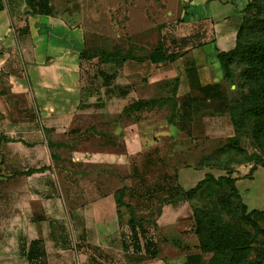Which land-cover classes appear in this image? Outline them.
Listing matches in <instances>:
<instances>
[{
  "label": "rangeland",
  "instance_id": "obj_1",
  "mask_svg": "<svg viewBox=\"0 0 264 264\" xmlns=\"http://www.w3.org/2000/svg\"><path fill=\"white\" fill-rule=\"evenodd\" d=\"M34 1L33 4L36 5ZM42 1L41 10H50L55 16L63 17L85 30V56L114 50L116 45L121 47L123 54L131 51L135 56L146 55L163 42L164 27L175 20H184L186 11L193 10L192 2H196ZM240 1L243 6L247 5L245 18L248 19L243 32L245 39L264 38V0ZM38 9L40 8L34 10ZM230 10L231 5H227L226 11ZM230 51L220 52L223 54L219 64L223 67L224 75L230 70ZM212 52L209 54L210 60L212 55L217 54V51ZM234 66L236 73L233 75V83H238L235 95L240 96L243 90L249 89L243 76L246 65ZM93 72L95 70H92L90 77L94 76ZM178 81V77H159L153 83L140 80V86L150 99L139 114L140 123L133 127L136 130L132 132L137 136L135 141L142 145V149H146L147 142L159 146L167 145L166 141L160 144L161 134L157 139L148 140L157 134L156 130L167 131L168 135L170 126L167 125L176 128L174 134L181 139H199L184 140L186 143L170 139L173 144L167 147L173 146L174 157L173 160L170 157L167 165L163 160L168 157H159L153 151L147 150L131 153L130 171L128 164L123 162L120 151L114 153L112 163L110 160L109 164L105 160L100 161L94 147L106 142L114 143L113 139H119L122 133L93 125L97 127L96 131H105L112 137L102 135V141H94L101 134L90 130L91 133L80 134L81 138L77 141L73 137L66 138L64 132L55 133V129L46 125L43 114L35 106L27 115H20L11 122H0V136L7 134V139H11H3L0 145L3 157L0 163V264H38L41 259L35 260L36 239L41 240V254L47 264H50L49 255L54 263L57 262V256H63V251L58 250V244L65 251L72 248L71 252H77L76 264H80L78 251H82L81 264H142L149 259H143L144 253L125 248V243H131L132 231L130 209L117 203L118 189L122 187L127 190L125 200L130 201L135 206L136 215L143 218L139 221L149 227L154 237L161 231V257L156 261L151 258L153 261H148L147 264H183L188 262V257L189 264H208L207 257L199 254L198 258L194 252L199 244L194 210L198 207H210L211 203L201 191L192 196L186 192L202 179L204 164L200 160L207 159L206 163L211 164L206 165L207 170L216 175L232 169L230 172L234 171V175L239 178L237 185L249 210L264 209V166L259 165L258 170L251 175L249 172L253 162H245L253 154L264 157V146L258 144L252 136V122L242 125L235 112V104L232 103L231 115L235 126L233 136H240L238 144L230 143L224 138L204 136L203 129L196 126L193 119L196 113L194 105H201L202 102L195 101L194 98L189 101L191 106L184 108L185 96L188 94L177 95ZM115 88L111 95L106 93L99 99V106H106V101L114 94L117 95ZM171 92L172 97L169 98ZM118 115L97 113V119H114ZM240 129L243 130L242 135H237ZM49 140L55 143L50 144ZM80 144L83 146L81 149ZM171 163H176L177 173H173L172 185H169L165 184L164 176L168 172L166 166ZM33 166L46 167L31 175L13 174L16 170H26ZM226 190L221 192L229 193V187ZM173 198L177 201L171 202ZM168 214L172 215L167 217ZM224 217L254 233L250 225L232 218L226 211ZM260 223L264 226V217L260 219ZM177 233L178 242L185 249L172 243H175L173 238ZM262 257L264 240L262 236H258L249 258L242 264H258ZM64 259L65 264H74V259L69 255Z\"/></svg>",
  "mask_w": 264,
  "mask_h": 264
},
{
  "label": "crops",
  "instance_id": "obj_2",
  "mask_svg": "<svg viewBox=\"0 0 264 264\" xmlns=\"http://www.w3.org/2000/svg\"><path fill=\"white\" fill-rule=\"evenodd\" d=\"M34 2L36 5L33 4V0H0V122H11L20 115H27L35 106L40 110V114H43L46 125L54 128L55 133L64 132L66 138L73 137L76 141L81 138L80 134L91 133L92 131L88 132L86 129L93 125L116 133L119 131L122 136L113 139L114 143L98 144L93 150L97 152L99 160H105L107 164L109 160L112 163L114 153L120 151L123 162L128 164L130 171L129 160L132 152L155 150L159 151L161 156L169 155L173 160V146L167 147L173 144V140L170 139L185 143L187 141L184 140L188 139L199 140L196 137L181 139L179 135L174 134L176 128L167 125L170 126L169 136L166 135L167 131L156 130L157 134L148 138L149 141L154 140L161 134L160 144L166 141L167 145L159 146L147 142L146 149H142V145L135 141L137 136L132 133L136 130L133 127L140 123L139 114L150 99L140 86V80L153 83L159 77H178L177 95L188 94L185 98L191 96L195 101L202 102L201 105L197 103L194 105L196 113L193 119L194 124L203 129L204 136L228 139L235 135L231 105L240 97L235 95L238 83H233L235 71L230 60L228 61L230 70L226 75L222 65L220 67L219 60L223 54V52L220 54L221 50H231V54L241 45L240 29L246 19L247 5L243 6L240 0L192 2L193 10L186 11V25L178 34L179 38H185L186 41L180 44V54L174 60L153 62L147 58L128 59L123 63L113 61L101 63L102 69L110 74H116L115 84L128 90L124 95L117 91V95L114 94L106 101L107 107L98 104L99 99L106 95L104 85L88 97L87 103L92 105H82V87L90 81L89 73L98 67L97 57L86 59L83 54L86 49L85 30L63 17L55 16L54 12L37 13L34 9L41 8L43 1ZM227 5H231L230 12L226 11ZM24 27L28 28L26 33L17 29L22 30ZM212 51H217V54L212 55L210 60L209 54L213 53ZM192 76L195 81L192 80ZM98 82L103 83L101 76ZM198 82L200 86L197 85ZM171 97L172 92L169 94V98ZM119 106L120 109L117 108ZM97 113L119 115L114 119L98 120ZM242 131L240 129L237 135H242ZM103 137L96 136L94 141H102ZM82 147L80 144L79 148ZM175 165L176 163L174 165L171 163L165 169L170 174L177 173ZM207 169L208 167L204 165L202 178L210 171ZM173 201L177 199L173 198L171 202ZM171 215L168 214L167 217ZM160 233L161 231L157 232L155 237L159 249ZM196 237L199 242L197 235ZM173 240L175 241L173 244L185 249V246L178 242V233ZM61 248L62 246L58 244V250L63 251V256H57V262L54 263L49 255V263L65 264L64 258L69 255L76 264L77 252H71L72 248L66 249L70 251ZM196 249L195 252L201 250L199 244ZM47 251L49 252L48 249ZM159 251L154 261L161 257V249ZM81 255L82 251H78L80 264ZM152 259L149 258L142 264H147Z\"/></svg>",
  "mask_w": 264,
  "mask_h": 264
},
{
  "label": "trees",
  "instance_id": "obj_3",
  "mask_svg": "<svg viewBox=\"0 0 264 264\" xmlns=\"http://www.w3.org/2000/svg\"><path fill=\"white\" fill-rule=\"evenodd\" d=\"M222 1L228 2L230 0ZM36 12L51 13L50 10L43 11L41 8L36 10ZM247 19L248 18L245 19L240 29L241 45L229 56L230 64L232 65L233 70H236L234 66L235 64L246 65V67L243 68V76L245 78V84L249 86L248 90H243L241 92V95L235 102L234 107L236 108L235 112L238 115L242 125H248L249 122H252V136L258 144L264 146V38L259 37L258 39L250 40L245 39L243 32L245 30ZM185 25V16L184 20H175L174 22L168 23L163 30V42H160L146 55L135 56L131 51L127 54H123L119 45H116L114 50L95 52L87 56H85V53L83 52L86 59L97 57L98 67L96 70L94 69L95 72L92 74L94 76L90 77L89 73L90 81H88L86 86L82 87V105H92L87 103L89 100L88 97L99 91V87L101 85L106 86V93L113 92L115 87L116 92H120V95H124L128 92V90L124 89L125 87L115 84L116 74H110L106 70L102 69L100 67L101 63L109 61L123 63L128 59L142 60L147 58L153 62L174 60L180 54V44L186 41L185 38H179L180 36L178 35L180 30ZM17 29L23 33H26V29L28 28L24 27L22 30L20 28ZM100 76L103 79L102 84L98 82V78ZM192 80L195 81L194 76H192ZM197 85L200 86V82H198ZM192 100L193 98L191 96H187L184 100L186 104L184 105V108L191 106L189 101ZM95 127H88L87 131H96L97 127ZM96 132L101 135L112 137L105 131L97 130ZM239 137L240 136H232L227 140L230 143L238 144V141H240ZM7 138V134L1 135L0 145L3 139H6V141L11 140ZM49 143L52 144L55 142L49 140ZM151 151L154 152L153 154H157V156L161 155L159 151ZM0 155V163H2V153H0ZM255 155L257 154H253L250 157L248 156V158L245 160V162H253L249 172L251 175H253V173L258 170L259 165L264 166V157L261 155L256 157ZM162 157L165 158L164 156ZM166 157L168 158H165L163 163L167 165V163L170 161V157ZM207 161V159L202 161L200 160V163L204 165H211L210 163H206ZM45 167L46 166H33L26 170H16L13 172V174L31 175L36 171L43 170ZM227 170V173L220 175H216L214 172L208 171L206 172L205 177L199 180L194 187L186 190L189 196L201 191V193H204L208 197L211 203L210 207L212 208L198 207L194 210V218L196 219L197 226L196 234L198 236L199 245L201 248V250L195 254L198 255V258L199 254L200 256L207 257L209 259L208 264H242L249 258L251 249L253 248V243L257 242L258 236H262L264 240V226H262L260 223V219L264 217V209L260 210L256 208L249 210L248 205L242 200L240 189L237 185V181L239 179L238 176L234 175V171L230 172L232 169ZM172 176L173 173L170 174L169 172H166L164 176L166 181L165 184L172 185ZM226 187H229V193L225 192L227 191ZM221 190L225 191L221 192ZM126 192V188L122 187L118 189L117 195V203L127 206L131 212V243H125V248L129 251L132 249L134 252L137 251L144 253L143 259L155 258L160 252L158 242L156 241V238L150 233L149 227L143 224L142 221H139L143 218H139V216L136 215L134 211L135 206L130 201L127 202V200H125ZM235 200H238V202ZM224 211H226L232 218L239 219L242 222L250 225L253 228L254 233H252L246 227H239V225L236 223L229 221L230 219L227 220L224 217ZM34 241L36 244L35 260L41 259L38 264H47V261L43 260V256L41 254V240L36 239ZM187 261L188 262L186 264H189V257ZM257 263L263 264L264 257H262V259Z\"/></svg>",
  "mask_w": 264,
  "mask_h": 264
},
{
  "label": "built area",
  "instance_id": "obj_4",
  "mask_svg": "<svg viewBox=\"0 0 264 264\" xmlns=\"http://www.w3.org/2000/svg\"><path fill=\"white\" fill-rule=\"evenodd\" d=\"M166 31H167V28H166Z\"/></svg>",
  "mask_w": 264,
  "mask_h": 264
}]
</instances>
